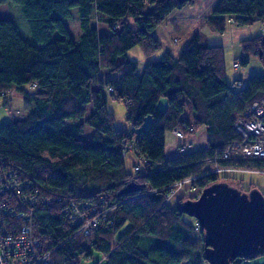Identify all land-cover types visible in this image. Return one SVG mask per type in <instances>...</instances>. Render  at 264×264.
<instances>
[{
    "label": "trees",
    "instance_id": "16d2710c",
    "mask_svg": "<svg viewBox=\"0 0 264 264\" xmlns=\"http://www.w3.org/2000/svg\"><path fill=\"white\" fill-rule=\"evenodd\" d=\"M11 2L20 7L30 39L12 19L0 18V97L18 92L30 112L0 126V165L20 168L42 194L62 198L35 213L34 234L42 249L53 251V264L63 259L83 264L94 252L102 264H202L203 232L180 205L214 182L240 181L207 174L211 167H205L240 139L233 125L264 99V74L230 83L223 46L203 45L198 37L180 58L164 52L139 69L128 52L138 47L150 57L161 51L155 28L194 0H0V5ZM74 21L81 29L76 35L68 25ZM93 21L110 31L101 35ZM208 21L219 33L229 21L252 28L264 23V0H219ZM239 44L264 68V33ZM249 62L243 58L240 64ZM162 99L164 111L158 107ZM110 101L124 106L129 130L116 128ZM69 119L80 121L71 133L64 130ZM84 124L93 129L85 139L78 136ZM176 129L183 137L206 131L205 147L166 159V134ZM129 144L132 151L125 153ZM130 154L138 162L129 171ZM180 182L185 189L174 208L170 201ZM129 184L133 189L124 192ZM69 199L115 207L108 221L85 235L67 221L63 203Z\"/></svg>",
    "mask_w": 264,
    "mask_h": 264
},
{
    "label": "built area",
    "instance_id": "2783aa9c",
    "mask_svg": "<svg viewBox=\"0 0 264 264\" xmlns=\"http://www.w3.org/2000/svg\"><path fill=\"white\" fill-rule=\"evenodd\" d=\"M236 61L234 67H239ZM109 92L113 91L109 87ZM233 128L240 135L239 140L231 142L220 155L211 159V167L207 174L226 176L239 170H247L231 164L258 160L264 164V99L254 101L238 116ZM192 130V129H191ZM175 134L183 137V132L176 129ZM131 144L126 146L125 153L132 151ZM250 169V168H249ZM140 167H135L139 172ZM264 173L262 167L251 168ZM182 182L177 186H182ZM34 181L16 167L0 165V264H53L52 252L44 251L40 240L34 234L35 213L41 205L50 206L53 200L61 201V197L42 194L35 188ZM63 211L71 226H77L79 233L90 235L103 221H108L115 206L99 209L91 202L69 199ZM61 264H71L63 259Z\"/></svg>",
    "mask_w": 264,
    "mask_h": 264
},
{
    "label": "water",
    "instance_id": "95a60500",
    "mask_svg": "<svg viewBox=\"0 0 264 264\" xmlns=\"http://www.w3.org/2000/svg\"><path fill=\"white\" fill-rule=\"evenodd\" d=\"M132 189L129 184L124 192ZM180 211L202 230L208 264H234L238 258L264 254V193L258 187L243 190L222 179L205 187L196 199H185Z\"/></svg>",
    "mask_w": 264,
    "mask_h": 264
},
{
    "label": "rangeland",
    "instance_id": "374dc122",
    "mask_svg": "<svg viewBox=\"0 0 264 264\" xmlns=\"http://www.w3.org/2000/svg\"><path fill=\"white\" fill-rule=\"evenodd\" d=\"M0 18L12 19L15 22L16 26L18 27L22 36L26 39H30L28 26H26V21L22 15L20 7L17 4L11 2V3H8V5H0ZM92 24L93 26H96L95 21H93ZM262 25L263 23H257L252 28L259 32L262 29ZM99 26H100L99 32L101 35H106L110 31L109 26L106 24H100ZM69 27L71 28V30H73L74 35H76L77 31L81 33V29H80V25L78 21L69 23ZM237 49L238 51L239 49H241L240 50L241 54H244L241 46L239 48L237 47ZM129 54L131 55V58H137L136 57L137 54L142 57V53L138 47H135L132 51H130ZM225 57H226V67H227V79L230 83L234 82L233 78H235V74H238L239 71L242 72V70L244 71L245 69L253 70L255 68H258V71H261L259 73L264 74V68L261 65L258 58H255L249 55L245 56L246 57L245 59L250 60V64L246 66L241 65L239 70H235L233 68L234 67L233 64L228 58L229 55H228L227 49H225ZM249 78L250 76L247 78V80ZM108 109L115 115V118H116L115 126L118 130H121L122 132H124L130 129L131 124L127 120V116L125 114L126 110L124 106L116 104L113 101H110L108 104ZM29 112H30V109L24 103L20 93L18 92L7 93L0 97V126L2 124L11 122L14 117L26 116L29 114ZM78 123H80L79 120L69 119L64 124V130L69 133L74 132V126ZM92 134H93L92 127L89 126L88 124H84L83 132L79 133L78 136L85 139V138H89ZM168 134H170V132H167L166 135ZM195 137H196V134L195 135L188 134L185 138H180V139L175 138L176 140H171L167 138L165 140L166 159L171 160V159L176 158L180 153H190V152L200 150L199 146L196 144L198 143V139ZM205 140H206V137L204 138V141ZM180 145H182L183 147L182 150L179 149ZM126 158H127V169L130 171L132 170L133 161L131 160L130 155H128ZM135 162H138V160H136ZM210 167H213V166H211L210 164V166L205 167V169L207 170ZM246 168H247L246 171L241 169L237 172L229 174L228 177H233L235 179L240 180V181L232 180V182L239 184V187L242 188L243 190H250L252 187L256 186L264 193V173L253 171L251 170V168L249 169V167H246ZM182 188H183L182 186L180 187L176 186V190L172 194L173 196L171 195L172 201H170V203L174 208L176 207L177 198H178L177 196H180V193L182 192V190L185 189V188L184 189ZM174 195H175V198H174ZM186 218L188 219L189 222L195 221L194 218L192 217H186ZM101 261H102V256L94 252L92 259L83 262V264H97V263L102 264ZM202 264H208V262L204 259L202 261ZM238 264H264V254L256 258H253V259H243Z\"/></svg>",
    "mask_w": 264,
    "mask_h": 264
},
{
    "label": "crops",
    "instance_id": "0c3cea01",
    "mask_svg": "<svg viewBox=\"0 0 264 264\" xmlns=\"http://www.w3.org/2000/svg\"><path fill=\"white\" fill-rule=\"evenodd\" d=\"M218 1L219 0H194L192 4H188L181 9L172 11L171 14L154 30L155 37L161 43V51L150 57H143L142 55L144 59L138 54L136 56L137 58H131V55L129 53L134 49L133 48L128 52L129 57L133 60L138 61L139 69L143 70L146 64L157 60L164 52H168L175 59L180 58L183 51L190 44V42L194 38L198 37L200 43L203 45H220L223 46L224 51L225 49H227L229 55L228 58L234 66L235 61L241 60L243 58L245 59V56H247L246 54H241V49H239L240 52L237 49V47H240V41L252 38L263 33L264 23L262 25L261 31L258 32L248 26H236L234 22L229 21L226 25L225 31L219 33L215 29H213L210 22L208 21L212 14L214 6ZM95 27L98 28L99 24ZM78 32L79 31H77V33ZM78 36L79 34H77L76 37ZM249 64L250 62L247 65ZM240 66L238 68H233L235 70H239ZM259 72L261 71H258V68H255L253 70L245 69L244 71L242 70V72L239 71L238 74H235V78H233V81L238 78L241 79L243 83H245L249 76L251 77L261 74ZM158 107L162 111L166 110L167 100H160ZM150 122L151 117H148L146 119V123ZM185 137L186 136L178 137L175 132H170V134L166 135V139L169 138L171 140H176L175 138L180 139ZM205 137L207 139L206 131H200V133L196 134L195 138L198 139V143L196 144L200 149H203L205 147ZM179 149H183L182 145L179 146ZM130 158L134 162L136 156L134 154H130Z\"/></svg>",
    "mask_w": 264,
    "mask_h": 264
}]
</instances>
